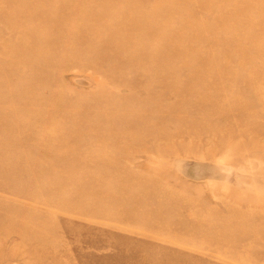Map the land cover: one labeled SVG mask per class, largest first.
I'll return each instance as SVG.
<instances>
[{"label":"rangeland","instance_id":"obj_1","mask_svg":"<svg viewBox=\"0 0 264 264\" xmlns=\"http://www.w3.org/2000/svg\"><path fill=\"white\" fill-rule=\"evenodd\" d=\"M0 264H264V0H0Z\"/></svg>","mask_w":264,"mask_h":264},{"label":"clouds","instance_id":"obj_2","mask_svg":"<svg viewBox=\"0 0 264 264\" xmlns=\"http://www.w3.org/2000/svg\"><path fill=\"white\" fill-rule=\"evenodd\" d=\"M226 159H227V155L225 157L219 158V160L217 161V164L218 165H223L225 167H229L227 165V163H226ZM183 167L184 166L178 167V170H182ZM206 184H207V186L209 188V191H214L219 186V182L216 181V180H214V179H211V178H208L206 180ZM246 187H248V186L246 185ZM222 190L226 192V191H228V188L227 187H224Z\"/></svg>","mask_w":264,"mask_h":264}]
</instances>
